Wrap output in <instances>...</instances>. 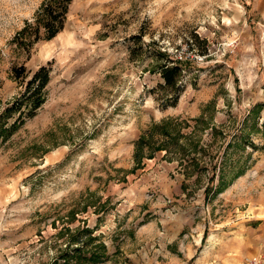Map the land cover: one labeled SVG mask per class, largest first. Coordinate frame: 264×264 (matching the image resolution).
<instances>
[{"label":"rangeland","instance_id":"obj_1","mask_svg":"<svg viewBox=\"0 0 264 264\" xmlns=\"http://www.w3.org/2000/svg\"><path fill=\"white\" fill-rule=\"evenodd\" d=\"M49 1L0 0V115L24 90L14 69L51 71L45 104L0 137V264H64L83 230L101 264L263 258L264 0H73L55 39L15 42ZM155 51L193 62L175 106ZM163 121L179 140L138 167Z\"/></svg>","mask_w":264,"mask_h":264},{"label":"trees","instance_id":"obj_2","mask_svg":"<svg viewBox=\"0 0 264 264\" xmlns=\"http://www.w3.org/2000/svg\"><path fill=\"white\" fill-rule=\"evenodd\" d=\"M73 0H50L44 5L41 12L38 14L36 23L34 25H27L18 35L15 37V42L19 45L29 46L33 43L40 41H52L61 32H63L67 20L69 6ZM196 38H198L196 36ZM33 39V41H32ZM152 55L157 60V68L159 70L162 83L160 84V90L167 93V100L169 105L175 106L179 101L181 95L185 90V85L182 81L183 73L185 68L192 65L191 58L173 59L166 52L155 51ZM202 52V55H205ZM14 80L21 82L23 85V91L20 96L8 106L0 115V137L8 138L18 127L20 119L26 114L29 117H34L37 111L46 102V90L51 82V71L46 67L42 66L34 72H26V68L20 67L13 70ZM264 105L258 104L255 106L253 113L254 115L259 113L263 109ZM16 119L10 123L9 120ZM172 127L175 125L169 121H163L160 124H154L143 136H141L135 143L134 150V161L138 167L142 164L144 158L152 159L156 153L166 151L170 141H178L179 135L172 131ZM179 127V126H178ZM257 131L260 129L257 127ZM262 134L264 135V123L262 124ZM162 139L163 142H162ZM231 144L228 145V147ZM254 147V144H251ZM193 151H196V145ZM180 151L176 146L172 150H176L178 154L184 158H188L190 152L183 149L181 146ZM173 152V151H172ZM169 152V153H172ZM177 155V154H176ZM194 162V160H193ZM198 165V164H196ZM217 169L214 168L213 176L210 178V184L206 189V195L213 192V183ZM226 185H223L225 187ZM222 187V188H223ZM221 191V189L219 190ZM218 191V192H219ZM82 236L89 238L86 243L81 239ZM99 241L97 237H93L91 230L80 231L75 237L72 238V244L78 245L71 252H65L60 259L63 260L64 264H71L70 261L76 260L78 264H101L107 260L105 253V246L100 244L97 250L100 252L89 253L86 252L87 247L94 242ZM59 264V263H55Z\"/></svg>","mask_w":264,"mask_h":264},{"label":"built area","instance_id":"obj_3","mask_svg":"<svg viewBox=\"0 0 264 264\" xmlns=\"http://www.w3.org/2000/svg\"><path fill=\"white\" fill-rule=\"evenodd\" d=\"M252 264H264V257L261 258V259H256L254 261H252Z\"/></svg>","mask_w":264,"mask_h":264}]
</instances>
